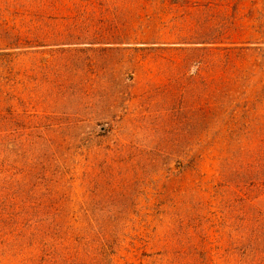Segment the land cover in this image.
Instances as JSON below:
<instances>
[{
  "label": "rangeland",
  "instance_id": "374dc122",
  "mask_svg": "<svg viewBox=\"0 0 264 264\" xmlns=\"http://www.w3.org/2000/svg\"><path fill=\"white\" fill-rule=\"evenodd\" d=\"M263 140L264 0H0V193L110 264H264Z\"/></svg>",
  "mask_w": 264,
  "mask_h": 264
},
{
  "label": "trees",
  "instance_id": "16d2710c",
  "mask_svg": "<svg viewBox=\"0 0 264 264\" xmlns=\"http://www.w3.org/2000/svg\"><path fill=\"white\" fill-rule=\"evenodd\" d=\"M225 50L229 60L233 49ZM255 183L264 185V140L255 151ZM12 199L0 193L2 256L11 252L12 255H23L26 249H30L27 259L21 260L20 264H110L109 255L114 242L100 239L104 228L96 232L88 224L83 231L62 220L66 211L63 208L17 207ZM185 247L180 243V249L174 252L167 264H211L203 251L190 254L184 251Z\"/></svg>",
  "mask_w": 264,
  "mask_h": 264
}]
</instances>
